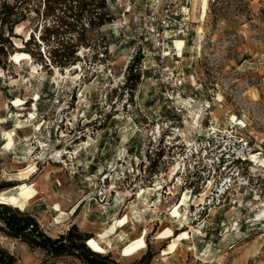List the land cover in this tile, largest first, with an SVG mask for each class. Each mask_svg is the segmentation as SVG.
I'll return each instance as SVG.
<instances>
[{
	"label": "rangeland",
	"instance_id": "374dc122",
	"mask_svg": "<svg viewBox=\"0 0 264 264\" xmlns=\"http://www.w3.org/2000/svg\"><path fill=\"white\" fill-rule=\"evenodd\" d=\"M147 1L108 0L114 23L90 31L80 61L60 75L37 59L33 73L21 58L35 49L25 42L37 17L16 27L0 65V203L52 239L72 227L90 235L114 264H264V0H193L184 55L176 39L181 59L135 58L131 92L133 21ZM168 68L188 81L181 95L162 84ZM240 137L251 148L232 158ZM0 245L19 264H86L1 233Z\"/></svg>",
	"mask_w": 264,
	"mask_h": 264
},
{
	"label": "trees",
	"instance_id": "16d2710c",
	"mask_svg": "<svg viewBox=\"0 0 264 264\" xmlns=\"http://www.w3.org/2000/svg\"><path fill=\"white\" fill-rule=\"evenodd\" d=\"M32 15L37 17L39 23L26 40L25 48L33 45L35 49H25L20 53L37 59L46 69L50 66L67 69L75 65L80 61L77 56L80 47L90 46L89 32L112 25L115 21L109 12L108 0H0V65L14 48L16 27ZM138 66L139 60L127 68L124 86L128 91L134 92L139 83ZM161 156L160 153L158 158ZM149 158L151 163L147 170L154 173L156 161L151 156ZM200 174L194 173L192 176L198 177ZM4 188L0 186V191ZM0 233L20 240L30 248L41 249L52 257L71 256L86 264H114L108 261L107 256L91 249L88 245L90 235L72 227L66 235L52 239L40 230L32 215L1 203ZM0 264L19 262L15 255L0 245Z\"/></svg>",
	"mask_w": 264,
	"mask_h": 264
},
{
	"label": "built area",
	"instance_id": "2783aa9c",
	"mask_svg": "<svg viewBox=\"0 0 264 264\" xmlns=\"http://www.w3.org/2000/svg\"><path fill=\"white\" fill-rule=\"evenodd\" d=\"M131 10L132 7L128 5L126 12L129 13ZM192 10L193 0H148L144 10L138 14L136 13L134 17L132 28H135L139 32L138 40L140 46L137 52L131 56L130 61L135 63V58L153 56L156 60L154 63L160 66L167 63L169 59H181L178 54V49L174 45V41L176 39H183L185 41L186 44L182 51L184 55L187 45L186 39L190 35H194L193 26L195 23L192 19ZM132 28L128 25V29ZM166 43L169 44L168 47H166ZM166 48L169 49L168 53L164 52ZM139 70H141V67H139ZM169 70L170 68H168ZM168 71L164 76L162 84L167 88H171L173 93L176 92L178 95H181L178 90L188 84L184 73L176 68H172V71H169V73ZM191 81H195L193 77ZM196 84L195 82L194 85ZM57 103H59L58 100ZM249 148H251L250 141L245 137H240L237 144H233V148L228 153L234 158L237 149L245 150ZM224 164L225 160L221 159L218 168L220 169L221 166L225 167ZM229 180H232L231 176ZM228 190L229 188L224 190L223 193L225 194ZM257 256L264 263V245L261 247Z\"/></svg>",
	"mask_w": 264,
	"mask_h": 264
},
{
	"label": "bare ground",
	"instance_id": "6f19581e",
	"mask_svg": "<svg viewBox=\"0 0 264 264\" xmlns=\"http://www.w3.org/2000/svg\"><path fill=\"white\" fill-rule=\"evenodd\" d=\"M166 45H167V44H166ZM198 47H199L198 51L200 52V50H201V45H199ZM164 52L166 53V50H164ZM11 58H12L13 60H15V59H17L18 57H16V56H11ZM21 58L24 59V60L29 61L30 63H32L33 73H36V72H37V67L33 64V59H32L29 55L21 54ZM56 70H57V75H60L59 70H58L57 68H56ZM31 150H33V149H31ZM189 201H190V192H186V193L183 195V197H182V201H181V202H182L183 205H186V204H188ZM263 220H264V218H263ZM180 225H182V224H180ZM194 229H195V228H194ZM199 230H202V223L199 225ZM193 234H194V235H195V234H198V232H194Z\"/></svg>",
	"mask_w": 264,
	"mask_h": 264
}]
</instances>
